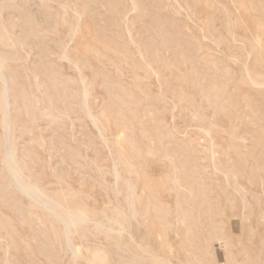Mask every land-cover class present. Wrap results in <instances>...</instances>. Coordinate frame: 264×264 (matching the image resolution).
Here are the masks:
<instances>
[{"label": "rangeland", "instance_id": "374dc122", "mask_svg": "<svg viewBox=\"0 0 264 264\" xmlns=\"http://www.w3.org/2000/svg\"><path fill=\"white\" fill-rule=\"evenodd\" d=\"M83 1L0 0L15 148L32 182L88 222L74 257L62 223L11 194L0 85V264H264V0Z\"/></svg>", "mask_w": 264, "mask_h": 264}, {"label": "bare ground", "instance_id": "6f19581e", "mask_svg": "<svg viewBox=\"0 0 264 264\" xmlns=\"http://www.w3.org/2000/svg\"><path fill=\"white\" fill-rule=\"evenodd\" d=\"M77 1H79V0H77ZM85 1V0H84ZM83 1V2H84ZM118 1V0H117ZM131 1V0H130ZM174 1H176V0H174ZM185 1V0H184ZM183 1V2H184ZM188 1H190V0H188ZM193 1V0H192ZM245 2L244 0H241V2ZM76 1H74V3H75ZM143 2V1H142ZM154 2V1H153ZM208 2V1H207ZM228 2V1H227ZM230 2H233V4H234V2H236V1H230ZM229 2V3H230ZM65 3V2H64ZM77 3V2H76ZM131 3H132V1H131ZM146 3V2H145ZM192 3H194V2H192ZM208 3H211V1L210 2H208ZM240 3V2H239ZM176 4V3H175ZM184 4V3H183ZM201 4V3H200ZM199 4V5H200ZM235 4H238L237 2L235 3ZM258 4H260V3H258ZM128 5V4H127ZM187 5V4H186ZM185 5V6H186ZM189 5V4H188ZM187 5V6H188ZM209 5V4H208ZM208 5H207V7H208ZM239 5V4H238ZM241 5H243L242 3H241ZM245 5H247V3L245 4ZM252 5V4H251ZM263 5H264V3H263ZM79 6H80V4H79ZM157 6V5H156ZM180 5H178V7H179ZM193 6H194V4H193ZM197 6V5H196ZM210 6V5H209ZM217 6V5H216ZM60 7V6H59ZM98 7V6H97ZM249 7V6H248ZM247 7V9H249V8H252V7H249L248 8ZM258 7V6H257ZM100 8V7H99ZM131 8V7H130ZM187 8V7H186ZM185 8V9H186ZM211 8V7H210ZM213 8H215V7H213ZM242 8V7H241ZM264 8V7H263ZM179 9V8H178ZM182 9V8H181ZM188 9H190L189 7H188ZM191 9H192V7H191ZM191 9L189 10V11H191ZM205 9V8H204ZM212 9V8H211ZM226 9V8H225ZM246 9V8H245ZM244 9V10H245ZM246 9V10H247ZM64 10V9H63ZM238 10V9H237ZM262 10V9H261ZM97 11V10H96ZM136 11H137V5L133 2V8H132V10H131V12H130V14H129V16L127 17V20L129 19V17H130V15L131 14H135L136 13ZM242 11V10H241ZM250 11V10H249ZM259 11V10H258ZM77 12V11H76ZM212 12V11H211ZM211 12H208V13H211ZM100 13V12H99ZM143 13V12H142ZM214 13H217V12H214ZM246 13V12H245ZM244 13V14H245ZM195 14V13H194ZM247 15V14H246ZM258 15H259V13H258ZM81 16V15H80ZM136 16V15H135ZM77 17V16H76ZM126 17V16H125ZM226 17V16H225ZM230 17V16H229ZM236 17V16H235ZM262 17H264V15L262 16ZM67 18V17H66ZM79 18V17H78ZM232 18V17H231ZM63 19V18H62ZM122 19V18H121ZM152 19V18H151ZM235 19V18H234ZM234 19H233V22H234ZM76 20V19H75ZM124 20V19H123ZM133 20V19H132ZM135 20V19H134ZM237 20V19H236ZM255 20V19H254ZM204 21V20H203ZM238 21H241V18H240V20L238 19ZM256 21V20H255ZM123 21H121V23H122ZM201 22V21H200ZM198 23V24H200V25H203V24H201V23H203V22H201V23ZM228 22H229V20H228ZM227 22V23H228ZM92 23V22H91ZM103 23V22H102ZM127 23V22H126ZM235 23H236V21H235ZM235 23H233V24H235ZM238 23V22H237ZM240 23V22H239ZM238 23V24H239ZM259 23V22H258ZM124 24V23H123ZM131 23H129V25H130ZM246 24H247V22H246ZM260 24V23H259ZM69 25V24H68ZM243 25V24H242ZM261 25V24H260ZM36 26V25H35ZM71 26V25H70ZM74 25H72L71 26V30H72V27H73ZM79 26V25H78ZM77 26V27H78ZM126 26V25H125ZM131 26V25H130ZM230 26V25H229ZM233 26V25H232ZM264 26V25H263ZM57 27H59V26H57ZM57 27H54V29L55 28H57ZM61 27H63V25H61ZM132 27V26H131ZM241 27V26H240ZM246 27V26H245ZM51 28V27H50ZM74 28H76L75 26H74ZM226 28V27H225ZM252 28H254V27H252ZM203 29V28H202ZM238 29V28H237ZM251 29V28H250ZM51 30V29H50ZM76 30V29H75ZM125 30L126 31H128L126 28H125ZM264 30V29H263ZM69 31V33H70V35H73V34H71V31L70 30H68ZM103 31V30H102ZM203 31V30H202ZM249 31V30H248ZM253 31H254V29H253ZM260 31V30H259ZM262 31V30H261ZM47 32V31H46ZM77 32V31H76ZM117 32V31H116ZM245 32V31H244ZM255 32V31H254ZM48 33V32H47ZM73 33V32H72ZM130 33V32H129ZM247 33H249V32H247ZM53 34V33H52ZM75 34V33H74ZM128 34V33H127ZM256 34H257V32H256ZM261 34V33H260ZM259 34V35H260ZM9 35V34H8ZM48 35H50V34H48ZM54 35V34H53ZM132 35V34H131ZM186 35V34H185ZM11 36V35H10ZM13 36V35H12ZM226 36V35H225ZM70 37V36H69ZM68 37V38H69ZM129 37H131L130 35H129ZM18 38V37H17ZM259 38V37H258ZM15 39H16V37H15ZM70 39H71V37H70ZM131 39V38H130ZM260 39H262V38H260ZM14 41H16V40H14ZM205 41V40H204ZM18 42V41H17ZM259 42V41H258ZM61 42L59 41V44H60ZM73 43V42H72ZM87 44V43H86ZM241 44V43H240ZM256 45H258L257 43H255ZM14 45V44H13ZM17 45V44H16ZM19 45H21V44H19ZM25 45V44H24ZM71 45V44H70ZM75 45V44H74ZM15 46V45H14ZM18 46V45H17ZM61 46L63 47V45L61 44ZM87 46V45H86ZM138 46V45H137ZM263 46V45H262ZM16 47V46H15ZM26 47V46H25ZM62 47H60V48H62ZM91 47V46H90ZM140 47V46H139ZM261 47V46H260ZM14 48V47H13ZM70 48H72L71 46H70ZM141 48V47H140ZM259 48V47H258ZM257 48V49H258ZM84 49V48H83ZM256 49V50H257ZM261 49H263V48H261ZM31 49H29V51H30ZM108 50V49H107ZM112 50H115V48L114 49H112ZM120 50V49H119ZM93 51V50H92ZM141 51V50H140ZM241 51V50H240ZM251 51H253L252 49H251ZM260 51V50H259ZM9 52V51H8ZM7 52V53H8ZM31 52V51H30ZM62 52H63V50H62ZM61 52V53H62ZM263 52H264V50H263ZM13 53H14V51H13ZM23 53H25V52H23ZM22 53V54H23ZM31 53H33V52H31ZM108 53V52H107ZM260 53V52H259ZM259 53H257V54H259ZM21 54V55H22ZM26 54V53H25ZM65 54H66V52H65ZM140 54V53H139ZM146 54V53H145ZM159 54V53H158ZM13 54H11L10 56H12ZM17 55V54H16ZM62 55H63V53H62ZM120 55V54H119ZM9 56V57H10ZM202 56V55H201ZM249 56H250V54H249ZM263 56H264V54H263ZM25 57H27V55L25 56ZM46 57V56H45ZM64 57H65V55H64ZM128 57V56H127ZM134 57H136V56H134ZM60 58V57H59ZM130 58V57H129ZM249 58V57H248ZM6 59V58H5ZM28 59V58H27ZM26 59V60H27ZM46 59H47V57H46ZM9 60V59H8ZM39 60V59H38ZM59 60V59H58ZM61 60V59H60ZM59 60V62H61ZM68 60V59H67ZM130 60V59H129ZM143 60V59H142ZM141 60V61H142ZM14 61V60H13ZM41 61V60H40ZM47 61V60H46ZM66 61V60H65ZM183 61V60H182ZM256 61V60H255ZM15 62V61H14ZM42 62V61H41ZM40 62V63H41ZM62 62H64V61H62ZM68 62V61H67ZM148 62V61H147ZM6 63V62H5ZM70 63V65H71V62H69ZM72 63H74V62H72ZM83 63V62H82ZM101 63V62H100ZM124 63V62H123ZM129 63V62H128ZM144 64L143 65H145V62H143ZM169 63V62H168ZM178 63V62H177ZM2 64V63H1ZM0 64V85H1V88H2V92H1V94H2V96H1V102H2V129H3V135H4V159H3V170L5 169L6 170V174L7 175H5V177H7V179H8V185H6L7 187H11V188H8V189H10V192H11V190L13 189L14 191H16L18 194H20L22 197H24L25 199H27L28 200V202H29V205L28 206H30V208L31 209H33V210H35V209H37L36 211H42V212H44L45 214H47L48 215V218H49V216L50 217H52V219H55V220H58V221H60L61 223H62V225H63V231H64V234H65V238H66V243H67V247L69 248V250L72 252V254H73V256L74 257H77L78 256V253H79V249L73 244V242H72V239H71V235H72V233H73V231H75V230H77V229H79L80 227H82V226H84L86 223H88L87 222V219H86V217H85V215H84V213L83 212H81V211H77V210H75V209H72V208H70L69 206H67V205H65L61 200H59V199H57L55 196H52V195H50V194H48L43 188H41V187H39V185L38 184H36V183H34V182H32V180H31V177H29V176H27L26 175V167H25V162H24V160H23V157L21 158L20 156H19V154H18V152H17V149L15 148V145H14V131H16L14 128L16 127H14L13 126V122H12V116H13V111H15V110H13V100H12V96H11V87H10V80H9V77L6 75V72H5V69H6V67H7V64H6V66H5V64H4V66L5 67H3L2 65ZM34 64H35V62H34ZM47 64V63H46ZM62 64V63H61ZM81 64V63H80ZM149 64V63H148ZM163 64H165L164 62H163ZM182 64V63H181ZM258 64V63H257ZM77 65V64H76ZM142 65V66H143ZM198 65V64H197ZM200 65V64H199ZM247 65V64H246ZM60 67H61V65H59ZM72 66H74V64L72 65ZM83 66V65H82ZM85 66V65H84ZM84 66H83V68H84ZM134 66H136V65H134ZM27 67V66H26ZM54 67V66H53ZM63 67V66H62ZM75 68H76V66H74ZM140 67V66H139ZM146 67V66H145ZM5 68V69H4ZM35 68V67H34ZM44 68H46V66L44 67ZM49 68H50V66H49ZM57 68V67H56ZM87 68V67H86ZM93 68V67H92ZM185 68H186V66H185ZM132 69V68H131ZM134 69H136L135 67H134ZM146 69H148V68H146ZM150 69V68H149ZM38 70V69H37ZM77 70H78V67H77ZM152 70V69H151ZM50 71H52V69H50ZM63 71H64V69H63ZM144 71V70H143ZM196 71V70H195ZM194 71V72H195ZM21 72V71H20ZM54 71H52L51 73H53ZM144 72H146V71H144ZM251 72V71H250ZM40 73V72H39ZM129 73H131V72H129ZM151 73V72H150ZM35 74V73H34ZM33 74V75H34ZM91 74V73H90ZM197 74V73H196ZM53 75H54V73H53ZM81 75V74H80ZM79 75V76H80ZM92 75H93V72H92ZM96 75V74H95ZM152 75V74H151ZM156 75H157V72H156ZM155 75V76H156ZM159 75V74H158ZM32 76V75H31ZM200 76V75H199ZM248 76V75H247ZM33 77V76H32ZM55 77H57V79H58V76H56L55 75ZM61 77V76H60ZM67 77V76H66ZM65 77V78H66ZM146 79H147V77L146 76H144ZM157 77V76H156ZM131 78V77H130ZM132 78H134V77H132ZM149 78V77H148ZM163 78V77H162ZM236 78V77H235ZM145 79V80H146ZM56 80V79H55ZM62 80V79H61ZM69 80V79H68ZM71 80V79H70ZM69 80V81H70ZM81 80V79H80ZM144 80V81H145ZM249 80H250V78H249ZM255 80V81H254ZM253 81H251V84L253 85V87L255 86V87H257V88H261L263 85H261V84H259L257 81H256V79H254ZM258 80V79H257ZM35 81V80H34ZM60 81V80H59ZM73 80H71V82H72ZM83 81V80H82ZM81 81V82H82ZM97 81V80H96ZM135 81V80H134ZM203 81V80H202ZM259 81H261V80H259ZM13 82V81H12ZM36 82V81H35ZM55 82H57V81H55ZM62 83H63V81H61ZM71 82H69V84H71ZM80 82V83H81ZM79 83V84H80ZM57 84V83H56ZM78 84V85H79ZM16 85V84H15ZM61 85V84H60ZM83 85H84V82H83ZM202 85V84H201ZM64 86H66L64 83H63V87ZM136 87H137V85H135ZM134 86V87H135ZM45 87V86H44ZM43 87V88H44ZM86 87V86H85ZM84 87V88H85ZM139 89L138 90H141L140 89V87H138ZM65 89H66V87H65ZM72 89V88H71ZM161 89V88H160ZM215 89V88H214ZM50 90V89H49ZM86 90V89H85ZM72 91H73V89H72ZM65 92H66V90H65ZM75 92V91H74ZM78 92V91H77ZM84 92V91H83ZM141 92H142V90H141ZM79 93V92H78ZM172 93V92H171ZM49 94V93H48ZM76 94V93H75ZM85 94V93H84ZM208 94V93H207ZM34 95V94H33ZM40 95H42V94H40ZM45 95V94H44ZM82 95V94H81ZM204 95V94H203ZM71 96H73L72 94H71ZM78 96V95H77ZM83 96V95H82ZM81 96V97H82ZM207 97H208V95H206ZM85 97V96H84ZM113 97V96H112ZM147 97V96H146ZM150 97V96H149ZM202 97V96H201ZM206 97V98H207ZM46 98V97H45ZM47 98H49V97H47ZM46 98V99H47ZM72 98V97H71ZM74 98V97H73ZM115 98V97H114ZM204 98V97H203ZM205 98V99H206ZM214 98V97H213ZM217 98V97H216ZM61 99V98H60ZM60 99H58V100H60ZM113 99V98H112ZM118 99V98H117ZM150 99V98H149ZM35 100H37V98L35 99ZM42 100V99H41ZM56 100V99H55ZM38 101H39V99H38ZM48 101V100H47ZM50 101H51V98H50ZM49 101V103L51 104V102H53V101H51L50 102ZM143 101H146V100H142V102ZM150 101V100H149ZM149 101H147L148 103H150ZM231 101V100H230ZM40 102V101H39ZM55 102H57V101H55ZM74 102V101H73ZM72 102V103H73ZM114 102H115V100H114ZM141 102V103H142ZM147 102H145V103H147ZM20 103V102H19ZM41 103L43 104V102L41 101ZM49 103H47V105L49 104ZM54 103V102H53ZM259 103V102H258ZM38 104V103H37ZM40 104V103H39ZM49 104V106L51 107L52 105H50ZM80 104V103H79ZM214 104V103H213ZM216 104V103H215ZM149 106H150V104H148ZM222 105V104H221ZM17 106V105H16ZM25 106V105H24ZM29 106V105H28ZM46 106V105H45ZM125 106V105H124ZM135 106V105H134ZM140 105H138V106H135L134 108H135V111H136V108L137 107H139ZM151 106H152V104H151ZM216 106V105H215ZM19 107V106H18ZM44 107V106H43ZM50 107H47V108H50ZM55 107V106H54ZM80 107V106H79ZM126 107V106H125ZM132 107H133V105H132ZM25 108H27V106L25 107ZM42 108V107H41ZM51 108H53V106L51 107ZM145 108H146V106H145ZM147 108H149L148 110H150V108L152 109L153 107H147ZM164 108V107H163ZM166 108V107H165ZM216 108V107H215ZM223 108V107H222ZM20 109V108H19ZM42 109H44V108H42ZM166 109H168V108H166ZM50 110V109H49ZM139 110H140V108H139ZM175 110V109H174ZM215 110V109H214ZM239 110V109H238ZM237 110V111H238ZM18 111H20V110H18ZM27 111V110H26ZM51 111V110H50ZM98 111V110H97ZM137 111H138V108H137ZM136 111V112H137ZM144 111H146V109L144 110ZM151 111V110H150ZM16 112V111H15ZM34 112V111H33ZM37 112V111H36ZM56 112H58V111H56ZM101 112V111H100ZM147 113L149 112V111H146ZM154 111H152V113H153ZM51 113H53V112H51ZM129 113V112H128ZM151 113V112H150ZM150 113H149V115H150ZM152 113H151V115H152ZM174 113V112H173ZM42 114V113H41ZM54 114L56 115V113L54 112ZM89 115H90V118H92V120L94 119L93 117H92V115L89 113ZM135 115V114H134ZM170 115V114H169ZM31 116V115H30ZM57 116H59V115H57ZM61 117V116H60ZM60 117L58 118V119H60ZM63 117V116H62ZM127 117V116H126ZM147 117V116H146ZM145 117V118H146ZM159 117V116H158ZM249 117V116H248ZM28 118V117H27ZM37 119V118H36ZM36 119H34V120H36ZM122 119V118H121ZM124 119V118H123ZM126 119H128V118H126ZM126 119H124V120H126ZM160 119H162V118H160ZM16 120H17V118H16ZM29 120V119H28ZM33 120V121H34ZM57 120V119H56ZM96 120V119H95ZM124 120H122V121H124ZM156 120V119H155ZM154 120V121H155ZM37 121V120H36ZM69 121V120H68ZM107 121V120H106ZM99 122V121H98ZM165 122V121H164ZM36 123V122H35ZM72 123H73V121H72ZM142 123V122H141ZM28 124V123H27ZM100 124H101V122H100ZM124 124H126L125 122H124ZM37 125V124H36ZM97 125V124H96ZM74 126V125H73ZM128 126V125H127ZM159 126V125H158ZM14 127V128H13ZM54 127V126H53ZM52 127V128H53ZM72 127V126H71ZM75 127V126H74ZM95 127V126H94ZM18 128V127H17ZM16 128V129H17ZM20 128V127H19ZM133 129H134V127H132ZM164 128V127H163ZM97 129V128H96ZM104 129V127H102V130ZM127 129H130L129 128V126H128V128ZM235 129V128H234ZM20 130V129H19ZM44 130V129H43ZM74 130V129H73ZM98 130V129H97ZM125 130H126V128H125ZM125 130H123V131H125ZM39 131V130H38ZM23 132V131H22ZM27 132V131H26ZM98 132H99V130H98ZM105 132H106V130H105ZM104 132V133H105ZM127 132V131H126ZM143 132V131H142ZM24 133V132H23ZM75 133V132H74ZM130 132H127V134H129ZM80 135L82 134V133H79ZM91 134V133H90ZM106 134V133H105ZM78 135V134H77ZM101 134H99V136H100ZM104 135V134H103ZM122 135V134H121ZM120 135V138L122 137ZM124 135H126V134H124ZM147 135V134H146ZM161 135H163L162 133H161ZM117 136V135H116ZM118 136H119V134H118ZM143 136H145V134L143 135ZM58 137V136H57ZM101 137V136H100ZM130 137V136H129ZM36 138V137H35ZM2 140H3V138H1ZM18 139V138H17ZM20 139V138H19ZM39 139H40V136H39ZM38 139V137H37V139H36V141L37 140H39ZM44 139V138H43ZM128 139V138H127ZM126 139V140H127ZM130 139V138H129ZM42 140V139H41ZM61 140V139H60ZM74 140V139H73ZM76 140V139H75ZM98 140V139H97ZM146 140V139H145ZM16 141V140H15ZM30 141V140H29ZM170 141V140H169ZM175 141V140H174ZM31 142V141H30ZM39 142V143H38ZM38 142H36L38 145H40V141H38ZM102 142V141H101ZM179 142V141H178ZM17 143H19V141L17 142ZM20 143H22V142H20ZM35 143V144H36ZM44 143V142H43ZM46 143V142H45ZM76 143V142H75ZM113 143V142H112ZM136 143V142H135ZM171 143V142H170ZM42 144V143H41ZM71 144V143H70ZM101 144H103V143H101ZM107 144V143H106ZM117 144V143H116ZM128 144V143H127ZM175 144V143H174ZM22 145H25L24 143L22 144ZM76 145H77V143H76ZM80 145V144H79ZM83 146L84 145H86V144H82ZM118 145V144H117ZM133 145V144H132ZM41 146V145H40ZM40 146H38V147H40ZM86 146H88V145H86ZM95 146V145H94ZM175 146V145H174ZM1 147V146H0ZM120 147H122V146H120ZM20 148H22L23 149V147H20ZM52 148V147H51ZM88 147H86L85 148V150L87 149ZM134 147H132V149H133ZM21 149V150H22ZM35 149V148H34ZM52 149H54V147L52 148ZM51 149V150H52ZM107 149H108V147H107ZM167 149H169V148H167ZM39 150V149H38ZM37 150V151H38ZM62 150H64V149H62ZM114 150V149H113ZM35 151V150H34ZM67 151H69V150H67ZM90 151V150H89ZM163 151V150H162ZM248 151V150H247ZM31 152H33V151H31ZM39 152V151H38ZM159 152V151H158ZM24 153V152H23ZM29 153V152H28ZM51 153V152H50ZM58 153V152H57ZM56 153V154H57ZM62 153V152H61ZM64 153H66L65 151H64ZM87 153V152H86ZM167 153V152H166ZM166 153H165V156H166ZM215 153V152H214ZM228 153V152H227ZM34 154H36V153H34ZM24 155V154H23ZM38 155V154H37ZM54 156V155H53ZM28 157V156H27ZM38 157V156H37ZM264 157V156H263ZM65 158H67V157H64V159ZM166 158V157H165ZM226 158H228V157H226ZM177 159V158H176ZM229 159V158H228ZM40 160V159H39ZM62 160V159H61ZM56 161V160H55ZM51 162V161H50ZM63 162V161H62ZM67 162V161H66ZM77 162V161H76ZM173 162H174V160H173ZM113 163V162H112ZM2 164V163H1ZM41 164V163H40ZM49 164V163H48ZM48 164H46V165H48ZM51 164V163H50ZM50 164H49V167H50ZM186 164V163H185ZM229 164V163H228ZM242 164V163H241ZM240 164V165H241ZM57 165V164H56ZM97 165V164H96ZM39 166V165H38ZM68 166H70V165H68ZM126 166H127V164H126ZM233 166V165H232ZM1 167V166H0ZM33 168V167H32ZM55 168H57L56 166H55ZM55 168L53 169V170H55ZM96 168H97V166H96ZM234 168V167H233ZM52 169V168H51ZM140 169V168H139ZM173 169V168H172ZM262 169V168H261ZM1 170V169H0ZM32 170V169H31ZM41 170V169H40ZM52 170V171H53ZM98 170H99V168H98ZM108 170V169H107ZM175 170V169H174ZM233 170H235V169H233ZM56 171V170H55ZM197 171V170H196ZM30 172V171H29ZM35 172V171H34ZM42 172V171H41ZM46 172V171H45ZM44 172V173H45ZM178 172V171H177ZM44 173L42 174V175H44ZM61 173V172H60ZM106 173V172H105ZM120 173V172H119ZM129 173V172H128ZM176 173V172H175ZM197 173H199V172H197ZM263 173V172H262ZM39 174V173H38ZM113 174V173H112ZM127 174V173H126ZM139 174V173H138ZM177 174V173H176ZM233 174V173H232ZM54 175V174H53ZM104 175V174H103ZM124 175V174H123ZM38 176V175H37ZM45 176V175H44ZM116 178H115V180H116V182H118L119 181V175L116 173ZM138 176V175H137ZM4 176H3V181H6V179H4L5 178ZM54 177V176H53ZM103 178H105L104 176H102ZM201 177V176H200ZM169 178V177H168ZM0 179H1V176H0ZM47 179H48V177H47ZM57 179V178H56ZM171 179V178H170ZM59 180V179H58ZM94 180V179H93ZM131 180V179H130ZM42 181V180H41ZM122 181V180H121ZM245 181V180H244ZM0 182H2V181H0ZM63 182V181H62ZM197 182H199V179H198V181ZM65 183V182H64ZM99 183V182H98ZM156 183V182H155ZM158 183V182H157ZM5 182H4V186H5ZM62 184V183H61ZM113 184V183H112ZM180 184V183H179ZM67 185V184H66ZM116 185V184H115ZM131 185H133V184H131ZM199 185V184H198ZM1 186V185H0ZM68 186V185H67ZM127 186V185H126ZM156 186V185H155ZM176 186V185H175ZM60 187V186H59ZM116 187V186H115ZM135 187V186H134ZM147 187V186H146ZM151 187V186H150ZM177 187V186H176ZM238 187V186H237ZM63 188V187H62ZM117 188V187H116ZM148 188V187H147ZM154 188V187H153ZM179 188H180V186H179ZM4 189V188H3ZM127 189H129L128 188V186H127ZM62 190V189H61ZM133 190H135V189H133ZM150 190V189H149ZM175 190V189H174ZM185 190V189H184ZM4 191V190H3ZM9 191V190H8ZM60 191V190H59ZM155 191V190H154ZM241 191V190H240ZM13 192V191H12ZM12 192H11V194H12ZM16 192L14 193V194H12V195H14L15 197H17L15 194H16ZM132 192V191H131ZM243 192V191H242ZM65 193V192H64ZM71 193V192H70ZM130 193V192H129ZM145 193V192H144ZM173 193V192H172ZM2 194V193H1ZM159 194V193H158ZM3 196V195H2ZM1 196V197H2ZM13 197V196H12ZM11 197V198H12ZM130 197V196H129ZM132 197V196H131ZM2 198H4V196L2 197ZM147 198V197H146ZM203 198V197H202ZM5 199V198H4ZM8 199H10V198H8ZM8 199H6V200H8ZM130 199V198H129ZM19 199H17V201H18ZM21 203L20 204H22V205H24L23 203H22V201L21 200H19ZM9 202H16V201H9ZM180 202V201H179ZM6 203V202H5ZM129 203V202H128ZM7 204V203H6ZM11 204V203H10ZM19 204V205H20ZM230 204V203H229ZM131 205V204H130ZM163 205V204H162ZM17 206V205H16ZM25 206V205H24ZM27 206V207H28ZM14 207V206H13ZM19 207H21V209H23L22 208V206H19ZM131 207V206H130ZM157 207V206H156ZM2 208V207H1ZM10 208V207H9ZM148 208V207H147ZM137 209V208H136ZM159 209V208H158ZM161 209H163V208H161ZM167 209V208H166ZM25 210V209H24ZM33 210H30L29 212H32ZM155 210H157V208L155 209ZM21 211V210H20ZM19 211V209L16 211V212H20ZM36 211H33V212H36ZM163 211V210H162ZM32 212V213H33ZM155 212V211H154ZM188 212V211H187ZM210 212V211H209ZM22 213V212H21ZM20 213V214H21ZM27 212L25 211V214H26ZM135 213V212H134ZM158 214H159V211L157 212ZM161 213V212H160ZM168 213V212H167ZM166 213V214H167ZM38 214V213H37ZM158 214H155V215H158ZM1 215V214H0ZM29 215V214H28ZM33 215H36V214H34L33 213ZM41 215V214H40ZM44 215V214H43ZM13 216H15V215H13ZM38 217H39V214L37 215ZM159 216H161V215H159ZM22 218H23V216H21ZM32 217V215L29 217L28 216V218H30V219H35L36 217H33V218H31ZM38 217H37V219H38ZM99 217H101L100 215H99ZM25 218V217H24ZM159 218V217H158ZM30 219L29 220H27V222L29 223V221H30ZM36 219V220H37ZM107 219V218H106ZM143 219V218H142ZM25 220V219H24ZM39 220V219H38ZM38 220H37V222H38ZM109 220V219H108ZM108 220H106V221H108ZM162 220V219H161ZM160 220V221H161ZM31 221H33V220H31ZM41 221H43V220H41ZM54 221V220H53ZM5 222V221H4ZM25 222H26V220H25ZM34 222V221H33ZM37 222H36V225H37ZM39 222H40V220H39ZM56 222V221H55ZM42 223V222H41ZM40 223V224H41ZM95 223H97V222H95ZM211 223V222H210ZM24 224V223H23ZM39 224V226H41L42 228H44L42 225H44V224H42V225H40ZM58 224V223H57ZM98 224V223H97ZM31 225H33V223H31ZM23 226V225H22ZM29 226H30V224H29ZM34 226V225H33ZM45 226V225H44ZM61 226V225H60ZM195 226V225H194ZM46 227V226H45ZM60 228V227H59ZM58 228V229H59ZM103 228V227H102ZM105 228V227H104ZM165 228V227H164ZM189 228V227H188ZM34 229V228H33ZM35 229H39V227H36L35 226ZM106 229V228H105ZM169 229V228H168ZM60 231H61V228L59 229ZM111 230V229H110ZM159 230V229H158ZM36 231V230H35ZM39 231H40V229H39ZM43 231V230H42ZM41 231V234L42 235H44L43 234V232ZM187 231V230H186ZM158 232V231H157ZM167 232V231H166ZM165 232V233H166ZM39 233V232H38ZM37 232L35 233V234H38ZM59 234V236L61 235L60 233H58ZM57 234V235H58ZM120 234H122V233H120ZM56 235V234H55ZM41 236V235H40ZM37 237V236H36ZM45 237V236H44ZM49 237V236H48ZM56 237V236H55ZM33 238V237H32ZM5 238H3L2 240H4ZM40 239V238H39ZM49 239V238H48ZM1 240V239H0ZM60 240H61V236H60ZM263 240V239H262ZM5 241V240H4ZM30 241V240H29ZM40 241H42V240H40ZM36 242V241H35ZM50 242H51V240H50ZM192 242V241H191ZM45 243V242H44ZM53 243V242H52ZM49 244V243H48ZM198 244V243H197ZM264 245V244H263ZM45 246V245H44ZM53 245H51V247H52ZM56 246V245H55ZM54 246V247H55ZM202 246V245H201ZM252 246V245H251ZM260 246H262V245H260ZM203 247V246H202ZM7 248V247H6ZM25 248V247H24ZM40 250H42L43 248L40 246ZM66 248V247H65ZM81 248V247H80ZM204 248V247H203ZM8 249L9 248H7V251H8ZM47 249V248H46ZM49 249V248H48ZM58 249V248H57ZM4 250V249H3ZM52 250H53V252H54V250L57 252V250L56 249H54V248H52ZM51 250V251H52ZM65 250H67V249H65ZM5 251V250H4ZM3 251V252H4ZM44 251V250H43ZM42 251V252H43ZM68 251V250H67ZM7 253H9V252H7ZM65 253H66V251H65ZM43 254V253H42ZM56 253L54 252V254L52 253V255H55ZM70 254V253H69ZM71 254V255H72ZM262 254V253H261ZM9 255V254H8ZM45 256V255H44ZM7 258H9L8 256H6ZM14 257V256H13ZM23 257V256H22ZM58 257H59V255H58ZM12 260H13V258L12 257H10ZM50 258V257H49ZM257 258V257H256ZM45 259H46V257H45ZM95 259V258H94ZM16 261H17V259H15ZM52 260V259H51ZM59 260V259H58ZM76 260H77V258H76ZM248 260V259H247ZM15 261V262H16ZM30 261H31V259H30ZM48 261H49V259H48ZM258 261V260H257ZM13 262V261H12ZM24 262V261H23ZM43 262V261H42ZM49 262H51V261H49ZM76 262V261H75ZM89 262V261H88ZM22 263V262H21ZM97 263V262H96ZM16 264H19V263H16ZM23 264V263H22ZM91 264V263H90ZM93 264H94V261H93Z\"/></svg>", "mask_w": 264, "mask_h": 264}]
</instances>
